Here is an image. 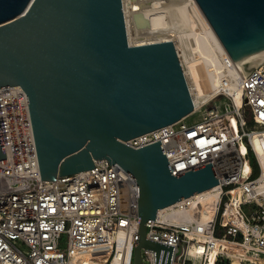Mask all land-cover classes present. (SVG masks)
I'll return each mask as SVG.
<instances>
[{"label":"built area","instance_id":"built-area-1","mask_svg":"<svg viewBox=\"0 0 264 264\" xmlns=\"http://www.w3.org/2000/svg\"><path fill=\"white\" fill-rule=\"evenodd\" d=\"M209 72L217 80L213 98L193 100L194 111L176 123L121 141L133 149L160 141L174 175L211 162L218 180L210 189L214 212L206 206L210 193H198L160 210L145 236L175 246L171 264H264V168L250 144L264 129V56L239 64L222 50ZM199 112V121H188ZM0 124V264H134L135 179L103 159L88 171L41 180L20 86L0 89ZM141 257L157 264L153 251L142 249Z\"/></svg>","mask_w":264,"mask_h":264},{"label":"water","instance_id":"water-1","mask_svg":"<svg viewBox=\"0 0 264 264\" xmlns=\"http://www.w3.org/2000/svg\"><path fill=\"white\" fill-rule=\"evenodd\" d=\"M196 2L234 62L264 51V0ZM8 86L26 93L41 180L96 160L120 165L138 186L134 264L142 249L171 264L175 246L147 240L146 222L215 187L212 164L174 175L160 141L140 149L121 141L194 111L172 41L131 45L122 0H0V89Z\"/></svg>","mask_w":264,"mask_h":264},{"label":"bare ground","instance_id":"bare-ground-1","mask_svg":"<svg viewBox=\"0 0 264 264\" xmlns=\"http://www.w3.org/2000/svg\"><path fill=\"white\" fill-rule=\"evenodd\" d=\"M122 2L129 43L131 45L153 43L147 41L152 38L172 41L188 79V87L194 102L200 104L213 98L216 94L217 80L210 74L209 68L216 67L222 59V50H226L196 0H122ZM193 39L196 41L193 42ZM263 56L264 51L238 63L255 65ZM250 144L264 168V131L260 135H251ZM243 149L245 150V146ZM246 160L248 162L249 158ZM211 191L201 193L203 195L210 193L206 203L210 214L215 210L216 201Z\"/></svg>","mask_w":264,"mask_h":264},{"label":"rangeland","instance_id":"rangeland-1","mask_svg":"<svg viewBox=\"0 0 264 264\" xmlns=\"http://www.w3.org/2000/svg\"><path fill=\"white\" fill-rule=\"evenodd\" d=\"M187 31H190V30H187ZM191 37V36H190ZM189 37V38H190ZM163 40V39H162ZM162 40H158V39H156V40H154V38H152V39H147V41L148 42H156V41H162ZM134 41H136V42H138L137 40H134ZM146 41V40H145ZM146 41V42H147ZM193 42L194 41H196V40H192ZM194 46V45H193ZM194 48H195V46H194ZM203 113V112H202ZM202 113L201 112H199L198 114L196 113V114H193L189 119H188V121H190V122H195V121H199L200 119H201V117H202ZM232 119H234V118H232ZM248 119H250V116H248ZM260 131L261 132H263L264 131V129H260Z\"/></svg>","mask_w":264,"mask_h":264},{"label":"trees","instance_id":"trees-1","mask_svg":"<svg viewBox=\"0 0 264 264\" xmlns=\"http://www.w3.org/2000/svg\"><path fill=\"white\" fill-rule=\"evenodd\" d=\"M250 124L253 125L252 122H250ZM232 126H233L234 130H236L235 119H232ZM251 156H252V153H251ZM253 160H254V157H253ZM227 264H229V263H227Z\"/></svg>","mask_w":264,"mask_h":264}]
</instances>
